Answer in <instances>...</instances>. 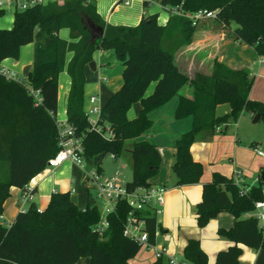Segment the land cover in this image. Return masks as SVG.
I'll use <instances>...</instances> for the list:
<instances>
[{"label":"trees","instance_id":"1","mask_svg":"<svg viewBox=\"0 0 264 264\" xmlns=\"http://www.w3.org/2000/svg\"><path fill=\"white\" fill-rule=\"evenodd\" d=\"M96 0L47 2L17 10L13 26L0 28V215L12 186L26 191L31 179L47 167L57 152L58 77L66 69L71 78L67 97V121L81 138L88 164L98 167L109 155L122 156L127 141L132 142L130 161L132 179L127 188L151 186L161 166L156 144L140 138L153 126L152 110L179 96L175 118L193 117L192 128L175 143L172 165L176 185L198 182L204 166L193 158L192 144L213 134L217 128L233 123L247 111L260 113L264 120V103L250 98L253 77L249 70L232 69L217 59L209 73L184 72L175 61L178 49L191 43L200 28L224 30L239 43L254 47L264 59V0H144V8L157 2L170 11L169 20L158 24L151 14L135 26L106 23L96 10ZM121 2V0H119ZM216 11L215 17L192 20L187 13ZM5 11L0 10V18ZM104 29L95 39L93 29ZM62 28L70 30V40L61 38ZM34 43L33 68L27 78L7 76L1 62L8 57L18 59L23 45ZM116 50L123 70V84L101 108L98 128L83 110L84 69L94 50ZM73 52L66 64L67 53ZM153 92L146 95L151 83ZM190 85L192 94L181 92ZM141 108L134 119L127 112L133 103ZM229 104L230 110L218 115V105ZM264 181L248 189H240L232 177L215 171L203 184L202 199L195 206L197 223L205 226L223 211L230 212L234 224L220 228L219 234L235 242L218 251L216 264H240L242 248L264 249V229L252 213L255 203L263 199ZM69 192H53L48 206L40 211L35 202L16 215L8 226L0 223V264H74L90 257V264H132L142 244L123 234L131 210L123 198L108 214L109 225L100 235L95 226L101 211L90 197L85 208H79ZM145 220L144 230L155 244L158 227L156 214L139 212ZM183 261L209 264L200 241L188 239ZM152 264H163L160 255Z\"/></svg>","mask_w":264,"mask_h":264},{"label":"crops","instance_id":"2","mask_svg":"<svg viewBox=\"0 0 264 264\" xmlns=\"http://www.w3.org/2000/svg\"><path fill=\"white\" fill-rule=\"evenodd\" d=\"M143 1L129 0V4H125L119 0H96L95 4L97 12L105 22L112 25L135 26L148 13L149 15L156 14L160 25H164L169 20L170 11L167 8L157 2L151 3L148 8H144ZM14 15H12L11 21L4 25L1 24L3 18H0V28H12ZM59 35L66 40L71 39L68 28H62ZM115 51L114 49L94 50L92 56L94 66L89 64L85 66L84 112L91 106L89 103L91 95L96 94V104L102 108L122 86L125 66L120 63ZM33 53L34 43L23 45L18 59L8 57L1 62L2 70L15 79L27 78L33 68ZM72 55L73 52L67 53L66 64ZM216 59L232 69L245 68L249 70L250 76L254 79L250 98L264 103V59L257 54L253 46L234 41L224 30L198 29L191 43L178 49L175 57L180 69L189 76H193L196 71L209 73ZM71 82L69 74L64 69L58 77L59 98L58 114H56L58 121L67 120V97ZM155 84V82L150 84L146 95L153 92ZM181 92L191 96L192 87L187 85L182 88ZM178 103L179 96H174L165 104L152 110L149 116L153 120V126L140 137L151 141L159 148L161 155L160 170L150 181L152 186H164L166 188V199L161 207V213L156 215L158 227L155 244L152 246L143 245L138 254L130 260L132 264L154 263L158 258L157 251L161 248L165 249L162 255L163 264H172L171 258H176L183 264H190L183 261V251L190 238L198 239L201 247L208 255L209 264H216L218 251L225 250L235 244L234 241L220 235L218 230L230 228L235 219L230 212L223 211L218 214V217L210 219L205 226L200 227L198 225L194 209L203 200V184L212 179L215 171L232 177L234 170L239 167L243 172L244 185L250 187L258 183L261 173L264 171V155H259L257 152V150L263 152L264 150L259 146L256 139L240 134V128L242 126L246 128L250 120L256 123L263 119L260 117L254 121L255 115L245 111L237 121L225 125L223 129L217 128L213 134L201 137L192 144V156L203 164L204 173L196 183L176 185V177L172 169L176 152L175 143L193 125L192 116L175 118ZM219 107L220 105H218L216 112ZM140 108V102L133 103L127 112L128 118L134 119ZM229 110L230 106L224 112ZM92 118L97 119V116L91 115ZM128 143H126V152H129L132 146L130 140ZM110 156L113 161L118 158L113 155ZM89 171L93 170L88 169V164L81 167L72 161H66L54 169L46 167L29 183L34 194L30 202H35L38 208L44 210L49 204L52 193L60 191L69 192L71 200L79 208H85L90 197L95 200L97 197L95 196L96 186L88 178ZM100 174L101 179L115 175L120 179L118 171L105 176L102 170ZM10 192V196L4 203L5 210L0 215V223L4 225L6 223L11 224L18 212L26 209L30 203L23 200L24 193L21 188L12 186ZM96 202L99 206V202L97 200ZM148 213H152V211L146 210L145 214ZM249 215L250 213L246 214L245 217ZM240 246L242 248L240 264H264L263 248L255 250L244 244H240ZM74 264H90V257H81Z\"/></svg>","mask_w":264,"mask_h":264},{"label":"built area","instance_id":"3","mask_svg":"<svg viewBox=\"0 0 264 264\" xmlns=\"http://www.w3.org/2000/svg\"><path fill=\"white\" fill-rule=\"evenodd\" d=\"M65 0H0V10L6 12L12 11L15 13L17 10L26 9L34 5L47 4V2H57L61 3ZM125 4H129V0H121ZM193 22L204 17H215L216 11L199 10L195 13H187ZM7 76L4 70H2ZM12 78V77H11ZM18 79V78H17ZM20 79V78H19ZM90 108L85 112L88 114V118L92 124V128H98L97 119L100 115L101 108L96 104L97 96L96 94L91 95L89 99ZM91 115H96L97 119H91ZM58 130V150L57 152L48 160L47 168H57L61 166L66 161H72L81 167L86 166L88 163L84 157V149L82 145L81 138L75 135L74 127L66 121L57 120ZM257 150V149H256ZM259 155H264V152L257 150ZM114 156V155H113ZM88 178L91 183L96 186V200L99 202V208L101 213L100 220L95 226V230L102 235L105 229L109 225L108 214L115 210V206L119 200L122 198L126 200L131 207V210L127 216L126 222L124 224L123 234L131 239L139 242L145 246H152L148 239V234L144 230L145 220L139 212H145L150 209L153 214H159L162 211V206L164 204L166 188L164 186H149V187H137L134 190H129L127 185L122 182L116 175L101 179V174L98 171H89ZM233 180L239 186L240 189H248L244 185V176L241 169H235L232 175ZM23 200L25 202H30L32 199V187L30 184L26 186V191L23 192ZM25 210V208L23 209ZM42 211V209L38 208ZM257 217L264 229V189H263V199L255 203V208L250 214ZM5 225H10L6 223ZM164 248L157 251V256L163 255ZM170 262L172 264H183V262L177 260L176 258H171Z\"/></svg>","mask_w":264,"mask_h":264},{"label":"rangeland","instance_id":"4","mask_svg":"<svg viewBox=\"0 0 264 264\" xmlns=\"http://www.w3.org/2000/svg\"><path fill=\"white\" fill-rule=\"evenodd\" d=\"M154 3L156 2H152V4ZM6 14L7 15L5 17H2L3 19L1 18L2 19L1 24L3 25L11 21V17L12 15H14L12 11H8ZM148 15L149 13L145 15V17H147ZM227 108H229L228 104L226 103L221 104L217 110L218 115L226 114L227 112H224V110ZM220 128L223 129L224 126ZM240 134L245 137L248 136L249 138L256 139L259 146L264 150V121L263 120H261L260 122H256V123H253L252 120H250V123L246 128L245 126H242L240 128ZM128 142L129 141H127V144H129ZM250 142H251V139H250ZM88 169L97 171L98 167L93 164H88ZM102 169L104 171L105 176L115 173V171H118V173H120L119 177L120 179L123 180V183H126L127 181L128 182L131 181L132 166H131L129 152L127 151L122 156H119L116 161H113L110 155L107 156L102 164ZM238 169H241V168L238 167Z\"/></svg>","mask_w":264,"mask_h":264},{"label":"water","instance_id":"5","mask_svg":"<svg viewBox=\"0 0 264 264\" xmlns=\"http://www.w3.org/2000/svg\"><path fill=\"white\" fill-rule=\"evenodd\" d=\"M103 33H104V29H103V28L95 27V28L93 29L92 37L95 39V38L98 37L99 35H100V36L103 35ZM89 65H90V66H94V61H90V62H89ZM260 117H261V114H260V113L255 114V116H254V119H255V120H254V121H257ZM261 178H262V180L264 181V171H262V173H261Z\"/></svg>","mask_w":264,"mask_h":264}]
</instances>
